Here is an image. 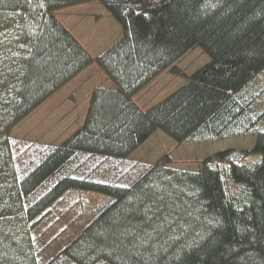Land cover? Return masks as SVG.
I'll return each instance as SVG.
<instances>
[{"label":"trees","instance_id":"trees-1","mask_svg":"<svg viewBox=\"0 0 264 264\" xmlns=\"http://www.w3.org/2000/svg\"><path fill=\"white\" fill-rule=\"evenodd\" d=\"M93 1L122 27L95 57L54 15ZM195 46L209 60L186 73ZM93 62L112 84L74 132L12 134ZM166 69L187 81L141 107ZM157 129L256 139L198 169L133 157ZM0 264H264V0H0Z\"/></svg>","mask_w":264,"mask_h":264},{"label":"rangeland","instance_id":"rangeland-1","mask_svg":"<svg viewBox=\"0 0 264 264\" xmlns=\"http://www.w3.org/2000/svg\"><path fill=\"white\" fill-rule=\"evenodd\" d=\"M54 15L71 29L81 39L84 46L90 48L89 53L92 52L95 56L99 50H104L121 36V24L103 4L96 1L59 9L54 11ZM208 60L209 56L202 51L201 47L195 46L179 58L176 64L186 73H191ZM100 69V67L91 64L84 77L78 76L51 100V104L42 105L34 114L26 117L12 129V134L31 139H33L32 137L41 138L38 140L42 141L52 139L57 140L55 142L62 141L61 138H66L70 134L77 125L74 121L84 112V90L91 86L110 84L108 79L103 82L104 72ZM186 81L184 77L166 69L135 94V100L142 106H150L176 90ZM71 89H73L72 92ZM73 91L79 98L81 97L79 106L76 108L71 107ZM255 139L256 134H248L178 143L171 136L157 129L144 144L133 152L132 156L147 161H156L168 153L172 159L170 163L172 166L198 169L203 158L227 147L250 149L253 147ZM100 195L103 197L102 194ZM93 199L94 197L91 196L92 201Z\"/></svg>","mask_w":264,"mask_h":264},{"label":"crops","instance_id":"crops-1","mask_svg":"<svg viewBox=\"0 0 264 264\" xmlns=\"http://www.w3.org/2000/svg\"><path fill=\"white\" fill-rule=\"evenodd\" d=\"M74 6V5H73ZM67 8H71V6L70 7H67ZM65 9V8H64ZM63 23V22H62ZM67 27V26H66ZM68 28V27H67ZM69 29V28H68ZM70 31H71V33L81 42V39L79 38V37H77L75 34H74V32L71 30V29H69ZM81 44L84 46V44L81 42ZM88 51H90V48L88 49L86 46H84ZM100 51H102V50H99V52ZM98 52V53H99ZM97 53V54H98ZM91 54H92V52H91ZM96 54V55H97ZM92 56H95V55H93L92 54ZM92 64H94V66H98V64L95 62H93ZM91 65V64H90ZM89 65V66H90ZM89 66L88 67H86L84 70H82L77 76H75L72 80H70L69 82H67L61 89H59L55 94H53L51 97H49L47 100H45L38 108H36L30 115H32V114H34L42 105L43 106H47V105H49V104H51L50 102H52L51 100L53 99V98H55L68 84H70L71 82H73L74 80H76V78H78V76H80V75H82L83 77L85 76V73L89 70ZM99 67V66H98ZM93 68V67H92ZM91 69V68H90ZM101 70V69H100ZM102 72H104L103 70H101ZM102 79H103V82L104 81H107V79L108 80H110V84H112V81H111V79L110 78H108L107 77V75L105 74V72H104V75H103V77H102ZM102 82V83H103ZM99 83V82H98ZM75 84V83H74ZM110 84H107V85H110ZM101 85H103V84H101ZM93 87L94 86H91V87H89V88H87V89H85L84 91V94H83V101H84V105H83V108H84V112L82 113V114H80V116H78V118L74 121L77 125L75 126V128L70 132V134L72 133V132H74L82 123H83V121H84V117H85V113H86V109H87V107H88V105H89V101H90V95H91V92H92V89H93ZM72 88V87H71ZM75 88V87H74ZM72 90L73 89H71V92H72ZM73 93H74V96H72L71 98H72V108H76L77 106H79V102H80V100H81V97L79 98L78 97V95L73 91ZM134 98V100H135V97H133ZM136 101V100H135ZM137 102V101H136ZM138 103V102H137ZM47 104V105H46ZM139 104V103H138ZM140 105V104H139ZM141 107H143V108H148L149 106H142V105H140ZM29 115V116H30ZM28 117V116H27ZM69 134V135H70ZM68 135V136H69ZM33 139H41V138H35V137H32ZM61 139H65V138H61ZM148 140V139H147ZM147 140H145L142 144H144ZM55 142V141H57V140H50L49 142ZM141 144V145H142ZM140 145V146H141ZM139 148V147H138ZM137 150V149H136ZM135 150V151H136Z\"/></svg>","mask_w":264,"mask_h":264}]
</instances>
